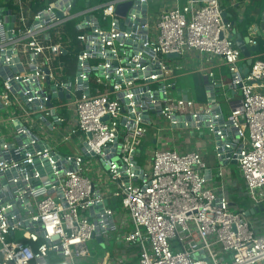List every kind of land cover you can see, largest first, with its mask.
I'll list each match as a JSON object with an SVG mask.
<instances>
[{
    "label": "built area",
    "instance_id": "2783aa9c",
    "mask_svg": "<svg viewBox=\"0 0 264 264\" xmlns=\"http://www.w3.org/2000/svg\"><path fill=\"white\" fill-rule=\"evenodd\" d=\"M150 2L111 0L72 13L78 0H50L38 12L34 0H2L0 264H79L112 232L138 251L134 264H264V235L227 195L223 173L237 165L245 193L264 207V60L244 75L223 0H188L152 16ZM73 20L75 43L65 30ZM76 44L72 69L64 58ZM196 54L205 102L170 77L171 59L188 64ZM221 66L240 96L226 95L227 114ZM153 117L168 122L159 130L174 142L176 133L197 138L207 129L215 170L198 148L167 141L140 163Z\"/></svg>",
    "mask_w": 264,
    "mask_h": 264
},
{
    "label": "crops",
    "instance_id": "0c3cea01",
    "mask_svg": "<svg viewBox=\"0 0 264 264\" xmlns=\"http://www.w3.org/2000/svg\"><path fill=\"white\" fill-rule=\"evenodd\" d=\"M151 2L154 5H158L157 12L155 14H158L162 11L173 9L177 7L178 5L183 6L185 3H188V0H151ZM150 2V4H151ZM224 3V9L226 13V18L228 21L233 23V33L236 36L234 39L237 38V36H240L241 38H247L251 36V41L257 42L258 39H261L264 41V31L260 28V22L262 20V16L264 15V0H223ZM87 4H89V0H87ZM247 19H251L250 24L246 26L245 21ZM260 32V34H259ZM261 46V45H260ZM262 53V47L260 53H254L253 57L254 60L261 59L259 58ZM264 54V53H263ZM74 56V53H72ZM262 60V59H261ZM172 63V72H170L171 79L176 82L178 90L185 93L187 91H190L191 95L195 97L199 102H205L207 101V95L205 93L204 84L205 79L203 77V74L199 72V66H201L200 58L198 57V54L192 55L188 59V64L185 61V64H179L178 59H171ZM246 63V61H245ZM244 63V64H245ZM71 68L73 69L75 67V63H71ZM216 78L220 82L219 84V90L221 92L219 99L221 100V104L224 107L225 113L230 112V104L226 101V95L231 99V102H237L240 100V96L238 94H234L231 90L229 91L228 84L231 81V75L229 73V70L226 66H221L216 70ZM203 133H200L197 137L199 141L203 140ZM211 137V136H210ZM213 146L212 153L210 154L209 158L208 156L203 153L204 159L206 163L209 166H212L213 170L216 167V161H215V155H214V138L211 137ZM156 141V140H155ZM153 141V143L156 144V142ZM190 147V146H189ZM211 162V163H210ZM229 166H236L235 164H231ZM237 172L239 174L238 168ZM218 186L220 184V181L217 180ZM230 184L228 183V191L227 195L230 197L232 194H234V189L236 188L235 182H233V179H229ZM242 188L245 192V185L243 183ZM231 199V197H230ZM235 205H238L237 202L233 201ZM255 206L253 204V209ZM249 209L248 211H250ZM245 211V210H244ZM246 212V211H245ZM261 216L264 217V211L255 212L250 214V219L252 222V218L255 216ZM257 231L264 235L258 228H256ZM97 243H99L97 241ZM100 244V243H99ZM129 248V247H127ZM130 249H133L132 247ZM127 255V254H126ZM128 256V255H127ZM137 258H135V254H131V258L129 259L128 264H134L136 263Z\"/></svg>",
    "mask_w": 264,
    "mask_h": 264
},
{
    "label": "rangeland",
    "instance_id": "374dc122",
    "mask_svg": "<svg viewBox=\"0 0 264 264\" xmlns=\"http://www.w3.org/2000/svg\"><path fill=\"white\" fill-rule=\"evenodd\" d=\"M55 1V0H51ZM2 0H0L1 4ZM46 2H50V0H46ZM83 0H78V4L75 7V10L72 11V13H78L81 11V5ZM151 9V16L154 15L155 12H157L158 5H154L152 2L150 4ZM69 59V58H68ZM68 64H71V61H66ZM204 102V101H203ZM153 125L149 127H145L144 132L142 133L141 143L139 146V161L140 163L144 160L149 159V152L152 149H161L166 147L167 144L166 141L169 142V146L174 147L177 143V146L179 145V149L183 150L186 145H190V147L198 148L200 151L205 153L208 158L210 154L212 153L213 146L211 145L212 139L209 136V132L207 129H203L202 133L203 140L199 141L197 138L192 137L189 135V138L185 137L183 135L182 138L178 137V133H176L177 141H173L174 134L172 131H161L159 129H163L164 127L168 126V122L165 120H162L160 118L153 117L152 118ZM158 134V141L157 143H153V141L157 140V134ZM156 142V141H155ZM72 144V143H71ZM175 144V145H174ZM73 147V145H71ZM76 146V145H75ZM211 163V162H210ZM223 173L228 179H233V182L236 184V188L234 189V194H232L231 201H235L238 203L236 207L238 210H245L248 211L253 207V202L249 199L247 194L244 192L243 181L242 178L239 176L237 172L236 166H227L223 168ZM122 203L120 200L113 201L112 205L114 209L117 211L118 214H122L123 207L121 205ZM236 210V211H238ZM255 216L252 218V224L255 228H258L260 232L264 234V217L261 216ZM118 234L119 232H112L110 235L105 239V242L103 243H97L96 241H93L91 243V249H92V257L90 259H85L79 262V264H107L113 257H124L127 256V258H131V254H135V258L138 257V251L135 250V248L130 249L125 247V245H120L118 243ZM119 254V255H118ZM127 254V255H126Z\"/></svg>",
    "mask_w": 264,
    "mask_h": 264
},
{
    "label": "water",
    "instance_id": "95a60500",
    "mask_svg": "<svg viewBox=\"0 0 264 264\" xmlns=\"http://www.w3.org/2000/svg\"><path fill=\"white\" fill-rule=\"evenodd\" d=\"M88 6H89V4H87V7ZM130 6H131L130 3L118 6L117 14L125 15L126 11L130 8ZM224 17H225V20L227 22L228 19L226 18V13H224ZM260 28H261V30L264 31V15L262 16V20L260 22ZM259 34H260V32H259ZM231 37L235 38L236 36L233 34ZM235 41H236L237 47L240 49L243 57L246 60V63L243 65V73H244V75H247L250 71L251 66L254 63L253 54L254 53H260L261 52V46L259 44H252L251 43V36H249L247 38H241L240 36H237ZM170 57H176V55H170ZM60 96L62 98L63 94H61ZM260 211H262V212L264 211L263 206L254 207L250 211H246V215L249 217L251 213L260 212ZM98 242L103 243L104 241H103V239H99Z\"/></svg>",
    "mask_w": 264,
    "mask_h": 264
},
{
    "label": "trees",
    "instance_id": "16d2710c",
    "mask_svg": "<svg viewBox=\"0 0 264 264\" xmlns=\"http://www.w3.org/2000/svg\"><path fill=\"white\" fill-rule=\"evenodd\" d=\"M109 1H111V0H89V6L90 7H97V6L101 5V4L107 3ZM48 4H49V2L40 3L39 0H34V3L32 4V11L33 12L41 11V10L45 9L46 7H48ZM86 4H87V0H83L82 5H81V10L86 8ZM11 7L13 8V5H11ZM96 15L99 16V13H96ZM250 22H251V19H247V21H245L246 26H248V24H250ZM76 23H77V20H73V21L69 22V24L65 28V30L67 31V33H68V35L71 38L73 43H75L78 34L81 33V31H79L76 28V26H75ZM258 43H260V45L262 47V53H261V55H259L260 56L259 58L264 60V54H263L264 53V41L261 40V39H258ZM79 49H80L79 44H76V48L73 51L74 52V56L73 55L66 56L64 58L65 61H67V60L69 61L70 60L71 63L74 64L75 63V54L78 53Z\"/></svg>",
    "mask_w": 264,
    "mask_h": 264
}]
</instances>
